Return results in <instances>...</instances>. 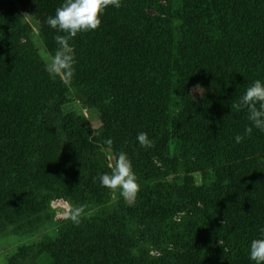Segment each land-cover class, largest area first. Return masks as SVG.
<instances>
[{"label": "trees", "instance_id": "obj_1", "mask_svg": "<svg viewBox=\"0 0 264 264\" xmlns=\"http://www.w3.org/2000/svg\"><path fill=\"white\" fill-rule=\"evenodd\" d=\"M63 3L0 0V234L56 227L7 264H254L264 132L246 134L247 110L233 105L264 82V0H122L70 41L67 82L32 39L38 29L55 53L63 33L47 20ZM75 103L95 126L67 111ZM120 152L141 189L132 201L99 181ZM55 200L86 205L81 223L54 220Z\"/></svg>", "mask_w": 264, "mask_h": 264}, {"label": "clouds", "instance_id": "obj_2", "mask_svg": "<svg viewBox=\"0 0 264 264\" xmlns=\"http://www.w3.org/2000/svg\"><path fill=\"white\" fill-rule=\"evenodd\" d=\"M121 6L122 0H64V3L55 10V15L48 17L47 20L52 29L63 33V35L55 36V42L58 45L55 53H50L39 41L38 29H34L32 37L33 44L38 49V55L44 62L49 75L53 78L58 77L62 81H71L76 74V59L70 41L80 33L98 30L106 10L110 7L118 9ZM201 89L197 85L193 92H199ZM233 106L237 110H247L251 127H246V134L251 133L252 127L264 132V82L255 80ZM243 139L241 135L235 137L237 143ZM137 140L142 147L152 146V141L145 132L139 133ZM112 143L111 139L106 141L109 148ZM108 159V168L111 171L100 175L101 186L113 194L118 192L126 200H135L141 189L131 160L124 152H120L115 157L109 156ZM86 207V205L69 204L64 216L73 224L79 225L86 214ZM87 215L90 216L91 213L88 212ZM260 233L259 238H254L250 242L249 258L254 264H264V228L260 229Z\"/></svg>", "mask_w": 264, "mask_h": 264}, {"label": "rangeland", "instance_id": "obj_3", "mask_svg": "<svg viewBox=\"0 0 264 264\" xmlns=\"http://www.w3.org/2000/svg\"><path fill=\"white\" fill-rule=\"evenodd\" d=\"M22 15H23V18L29 24L33 26L32 18L30 16H25L26 14H22ZM33 34H34V30H33ZM38 39L40 41V37ZM194 88L195 87L192 88L191 94L195 99H197L201 94V90H199V92H196V91L193 92ZM67 111H75V112L84 114L89 120L90 124L92 126H95L96 115L93 112H90L86 109H82L78 103L68 106ZM114 196L118 198L120 194L117 192L114 194ZM53 211L55 213L54 220H56L57 222H64L67 220L64 216V213L66 211L62 207L55 206ZM42 234L54 235L56 234V227L53 226L51 228H47L45 231H42L38 234H32V235H21V234L15 233L12 230H9L3 234H0V264H7V259L12 254H14L19 247L23 245H29L31 243L36 242Z\"/></svg>", "mask_w": 264, "mask_h": 264}, {"label": "built area", "instance_id": "obj_4", "mask_svg": "<svg viewBox=\"0 0 264 264\" xmlns=\"http://www.w3.org/2000/svg\"><path fill=\"white\" fill-rule=\"evenodd\" d=\"M55 206H60L63 209H65V211H67L69 205L65 201H63V200H55V201H53L51 203L52 209H54Z\"/></svg>", "mask_w": 264, "mask_h": 264}]
</instances>
